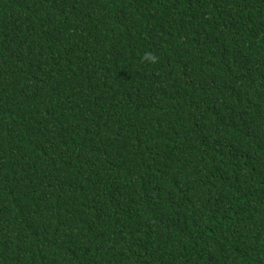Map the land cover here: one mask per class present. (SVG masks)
Returning a JSON list of instances; mask_svg holds the SVG:
<instances>
[{"label":"trees","instance_id":"trees-1","mask_svg":"<svg viewBox=\"0 0 264 264\" xmlns=\"http://www.w3.org/2000/svg\"><path fill=\"white\" fill-rule=\"evenodd\" d=\"M0 264H264V0H0Z\"/></svg>","mask_w":264,"mask_h":264},{"label":"clouds","instance_id":"clouds-1","mask_svg":"<svg viewBox=\"0 0 264 264\" xmlns=\"http://www.w3.org/2000/svg\"><path fill=\"white\" fill-rule=\"evenodd\" d=\"M145 58L152 61V62H155V59H156L154 56H151L150 54L146 55Z\"/></svg>","mask_w":264,"mask_h":264}]
</instances>
